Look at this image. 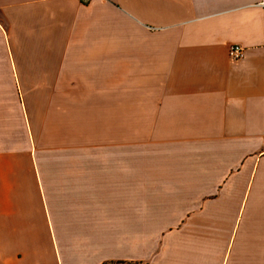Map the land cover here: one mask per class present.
Segmentation results:
<instances>
[{
    "label": "crops",
    "instance_id": "obj_1",
    "mask_svg": "<svg viewBox=\"0 0 264 264\" xmlns=\"http://www.w3.org/2000/svg\"><path fill=\"white\" fill-rule=\"evenodd\" d=\"M0 264H264V0H0Z\"/></svg>",
    "mask_w": 264,
    "mask_h": 264
},
{
    "label": "built area",
    "instance_id": "obj_2",
    "mask_svg": "<svg viewBox=\"0 0 264 264\" xmlns=\"http://www.w3.org/2000/svg\"><path fill=\"white\" fill-rule=\"evenodd\" d=\"M84 1H89V0H84ZM229 55L230 58L235 62L242 60L245 57V49L240 45H233L230 48Z\"/></svg>",
    "mask_w": 264,
    "mask_h": 264
}]
</instances>
